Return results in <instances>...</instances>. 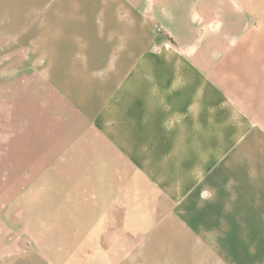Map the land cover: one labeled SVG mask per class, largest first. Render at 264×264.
Listing matches in <instances>:
<instances>
[{
  "label": "crops",
  "instance_id": "crops-1",
  "mask_svg": "<svg viewBox=\"0 0 264 264\" xmlns=\"http://www.w3.org/2000/svg\"><path fill=\"white\" fill-rule=\"evenodd\" d=\"M20 1L3 2L0 264H215L233 239L215 225L264 239V0Z\"/></svg>",
  "mask_w": 264,
  "mask_h": 264
},
{
  "label": "rangeland",
  "instance_id": "rangeland-1",
  "mask_svg": "<svg viewBox=\"0 0 264 264\" xmlns=\"http://www.w3.org/2000/svg\"><path fill=\"white\" fill-rule=\"evenodd\" d=\"M1 1V7H0V52L1 55H3V27H4V23H5V15H4V7H3V2L4 0H0ZM48 3V2H47ZM46 3V4H47ZM21 1L17 0L12 2V10H22L21 6ZM45 4V5H46ZM30 3H29V7H30ZM32 7V6H31ZM30 7V8H31ZM15 12H13L12 14H14ZM14 35V34H13ZM13 58H17L19 56V50L17 49H13ZM45 53L50 55L51 50L49 48L45 49ZM14 66V65H13ZM17 66H14V68H16ZM38 68H40V66H38ZM52 68V65L49 63H45L43 65V84H44V89L46 90L47 87L50 86L51 81H50V70ZM30 74H27V71H25L22 74V78H21V82L23 84V88L26 87L27 84H30L31 82H34V78H31L29 76ZM47 91V90H46ZM14 92V90H13ZM1 115V114H0ZM2 121V120H0ZM234 227H239L241 228H246L247 226L241 225H232L230 226L229 224H225V225H215V229L218 228V230L222 231L221 229H224L223 232L225 234H222L221 237L227 236V237H232L233 239L230 240H215V254H218V256H215V264H249L252 261V264H264V239H255L253 240L252 237L249 238V234L247 233V235L243 234L244 231H236V234H229V233H233V231H231V229H233ZM257 228V230L259 231L260 226H254ZM259 235V234H258ZM258 235H252V236H258ZM260 236V235H259ZM146 237H143V239H141L139 242H137L136 246H138L139 249H150L152 248L151 244H149V241L145 240ZM249 238V239H247ZM21 243V244H20ZM128 243L129 245L132 244V242H125ZM194 243V242H192ZM13 244V242H12ZM20 245V246H19ZM31 247V243H26L24 241H19L14 243V245H12L15 248L21 247V248H25V247ZM127 248V246H126ZM131 249V248H128ZM221 249L224 250H236V251H231L232 252H236L237 254H246L244 255H240V256H221L224 255L223 252L225 251H219ZM218 250V251H216ZM240 250V251H239ZM228 253V252H225ZM230 254V253H228ZM252 254V255H250ZM97 258H85V264H96V260ZM132 258H129L128 260H131ZM135 260H138V262H136V264H146V258L145 260L142 257H138L135 258ZM108 261H110L109 264H113L114 259L110 258ZM126 263V262H125ZM14 264H20L18 261ZM126 264H132V262H127Z\"/></svg>",
  "mask_w": 264,
  "mask_h": 264
}]
</instances>
